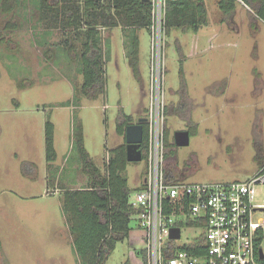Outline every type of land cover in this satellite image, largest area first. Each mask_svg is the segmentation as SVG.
<instances>
[{
    "label": "rangeland",
    "instance_id": "1",
    "mask_svg": "<svg viewBox=\"0 0 264 264\" xmlns=\"http://www.w3.org/2000/svg\"><path fill=\"white\" fill-rule=\"evenodd\" d=\"M204 1L207 25L199 31L176 27L162 36L166 107L174 111L166 114L168 141L174 142L178 130H197L189 145L169 148V159L182 169L191 163L192 182L244 181L264 166V20L253 4L255 13L239 0L224 20L219 0ZM39 18L36 0H20L10 15L0 6V264H79L62 207L64 191L86 185L91 176L73 147L75 128L81 124L89 159L106 175L111 150L125 142L116 132L119 111L132 114L135 123L149 112L152 35L147 28L137 30L139 80L125 45L129 29L104 30L112 53L106 94L66 105L83 77L65 39L77 50L81 43L75 32L55 28L46 34L49 28ZM8 22L18 28L11 31ZM42 37L45 44L37 42ZM181 68L191 100L186 108H179ZM48 119L55 124L53 163L46 161ZM126 175L134 200L147 175L146 159L129 162ZM256 190L261 202L264 183ZM256 217L264 219V210ZM130 227L106 264H147L140 253L147 245L145 230L137 217ZM197 233L185 227L181 242Z\"/></svg>",
    "mask_w": 264,
    "mask_h": 264
},
{
    "label": "trees",
    "instance_id": "2",
    "mask_svg": "<svg viewBox=\"0 0 264 264\" xmlns=\"http://www.w3.org/2000/svg\"><path fill=\"white\" fill-rule=\"evenodd\" d=\"M20 0H0L2 13L10 15L14 12L15 4ZM237 0H219V7L225 14L224 20L233 15ZM246 4H253L257 15L264 20V0H243ZM39 20L49 28L63 32H75L74 36L80 40V50L65 39L67 54L79 62V72L83 81L75 89L73 98L66 101V105L73 101L79 102L82 97L96 99L106 94V64L111 57V41L104 36V30L115 27L129 29L125 34V45L129 56L132 72L137 79H141L140 70V39L137 30L147 28L150 31L152 23L151 0H36ZM207 13L204 0H168L166 7L164 32L170 34L172 28L192 29L199 31L207 25ZM6 27L11 31L18 28L16 24L8 22ZM44 40V41H43ZM42 37L39 44H45ZM52 52L51 49L46 54ZM51 58V57H49ZM184 70L181 68V86L178 89L181 101L179 108H186L191 100L186 92ZM261 81L256 80V88ZM256 91V90H255ZM173 107H166V114L173 111ZM135 123L132 114L122 109L119 111L116 132L124 137V143L111 150L107 162V174L101 173L99 167L89 159V153L84 145V133L81 124L75 128L73 147L78 149L79 155L86 160L85 168L91 171L86 185L79 188H69L63 193V213L67 218L69 230L73 236L74 250L79 264H106L108 257L115 249L116 243L129 235L130 223L137 209L131 202L132 188L126 175L129 164L127 159L126 128ZM192 135L197 134L195 128ZM46 161L53 163L58 153L55 146V124L48 119L45 124ZM175 143L168 141L166 129V178L168 181H178L189 177L188 169L180 168L177 162L169 159L173 151H169ZM143 159L148 151V124H144V141L141 145ZM258 159H260L258 157ZM170 160V161H169ZM170 162V163H169ZM264 165V164H263ZM87 166V167H86ZM140 188H136V191ZM185 244L182 248L201 255L205 249L200 245L202 240ZM263 235L257 240L260 246ZM146 262V252L140 251ZM264 263V260L262 261ZM125 264H131L126 261Z\"/></svg>",
    "mask_w": 264,
    "mask_h": 264
},
{
    "label": "built area",
    "instance_id": "3",
    "mask_svg": "<svg viewBox=\"0 0 264 264\" xmlns=\"http://www.w3.org/2000/svg\"><path fill=\"white\" fill-rule=\"evenodd\" d=\"M168 0H151V102L147 114V175L143 187L135 192L133 206L139 224L145 230L147 264H264L257 239L263 235L264 219L256 217L264 210V198L256 202L257 183H264V166L247 180L201 182L188 178H166V95L165 63L161 41ZM251 12L254 10L243 0ZM173 227L180 237L170 238ZM185 227L199 230L186 242ZM202 240L201 255L183 247ZM262 239V242H263Z\"/></svg>",
    "mask_w": 264,
    "mask_h": 264
},
{
    "label": "water",
    "instance_id": "4",
    "mask_svg": "<svg viewBox=\"0 0 264 264\" xmlns=\"http://www.w3.org/2000/svg\"><path fill=\"white\" fill-rule=\"evenodd\" d=\"M147 117H140L136 123L130 124L126 128L127 159L129 162H139L143 160L141 145L144 141V123ZM191 141V133L187 130H178L174 134L176 146H187ZM180 227H173L170 231V238L180 237ZM260 257L264 258V250H259Z\"/></svg>",
    "mask_w": 264,
    "mask_h": 264
},
{
    "label": "flooded vegetation",
    "instance_id": "5",
    "mask_svg": "<svg viewBox=\"0 0 264 264\" xmlns=\"http://www.w3.org/2000/svg\"><path fill=\"white\" fill-rule=\"evenodd\" d=\"M144 117H147V115L144 116ZM146 122H147V121H146ZM146 122H145L144 124H147ZM192 129H193V128L188 129V130L190 131V133L192 132ZM186 130H187V129H186ZM191 135H192V134H191ZM175 146H176V145H175Z\"/></svg>",
    "mask_w": 264,
    "mask_h": 264
},
{
    "label": "crops",
    "instance_id": "6",
    "mask_svg": "<svg viewBox=\"0 0 264 264\" xmlns=\"http://www.w3.org/2000/svg\"><path fill=\"white\" fill-rule=\"evenodd\" d=\"M253 13H255V12H253ZM142 30V29H141ZM139 33H140V31L138 32V35H139ZM139 39H140V35H139ZM140 47H141V43H140ZM141 51V50H140Z\"/></svg>",
    "mask_w": 264,
    "mask_h": 264
}]
</instances>
